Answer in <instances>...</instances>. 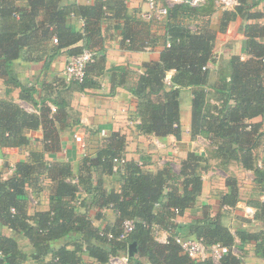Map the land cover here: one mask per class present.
<instances>
[{"label":"trees","instance_id":"trees-1","mask_svg":"<svg viewBox=\"0 0 264 264\" xmlns=\"http://www.w3.org/2000/svg\"><path fill=\"white\" fill-rule=\"evenodd\" d=\"M18 1L0 0V77L21 85L13 74L12 62L23 49L39 50L41 44L53 42L55 37L54 49L68 48L69 56L78 54L83 48L95 51L93 60L86 65L83 80L70 81V87L80 92L98 88L97 78L109 72L112 94L117 86H127L129 74L124 65L105 67L100 22L112 19L130 49L136 41L138 47L161 45L159 59L143 62L136 82L127 86L133 94L140 119L138 130L157 137L172 134L179 140V92L183 87H190L191 137L201 135L215 148L208 149L207 154L189 151L178 172L170 167L151 171L135 160L124 159L126 137L112 131L93 157L82 158L81 172L75 175L68 161L45 159V153L59 149L60 131L75 120L69 115L68 104L63 98L58 94L52 99L54 110L44 100L40 105L33 102L32 111L11 98L1 99L0 147H28V154L24 161L14 165L9 175L3 177L0 173V226L11 230L10 235L0 231V264L29 261L34 264H106L111 255L127 252L132 242L136 248L130 256L132 264H214L210 258L192 259L181 249L174 239L180 227L202 237L206 244L220 243L231 247L238 239L242 243H254L257 251L262 248L264 198L249 203L256 207V219L262 223L263 228L259 231L237 225L232 232L222 223V213L211 215V206L206 203L202 205L201 218L186 224L177 223L175 218L194 206L202 190V173L212 159L224 171L236 162L244 170L253 172L254 181L264 193V156L260 167L255 153L259 139L264 141V23L245 24L248 58L242 60L238 55L230 56L228 74L220 73L211 85L209 64L215 61L213 49L217 31L210 28L208 22L197 30L182 22L207 15L213 9V0H206L200 6L181 3L169 7L161 19L166 30L164 38L146 30L147 25L160 20H144L129 14L125 0H95L93 4L24 0L23 5ZM236 1L233 9L222 11L219 32H224L237 17L260 18L261 14L252 10L260 0ZM70 16L83 20L82 31L72 29L68 23ZM143 29L145 42L141 39ZM79 41L82 44L76 45ZM170 71L173 74L167 84L165 78ZM26 90L21 86V91ZM258 116L262 121H250ZM37 129L42 131L41 148L31 147L32 140L28 135L29 131ZM121 158L124 161L120 187L107 189L103 175L112 174L115 159ZM43 176L52 183L49 208L28 214L26 188L37 187ZM225 187L219 196V208L233 207L238 201L239 185L234 175L225 177ZM81 192L90 196L89 202L86 198L80 199ZM90 203L100 208H113L117 212L115 223L102 230L95 227L86 212ZM80 207H84L83 212ZM124 219L133 221V229L125 238L118 239ZM153 223L170 231L166 242L154 238ZM108 232L113 238L107 236ZM64 237L66 241L55 247V242ZM82 254L96 262H84ZM47 255L51 257L46 259ZM219 263L241 264V261L229 251Z\"/></svg>","mask_w":264,"mask_h":264},{"label":"crops","instance_id":"crops-1","mask_svg":"<svg viewBox=\"0 0 264 264\" xmlns=\"http://www.w3.org/2000/svg\"><path fill=\"white\" fill-rule=\"evenodd\" d=\"M65 1H76L79 4H93L95 0ZM18 3L23 5L24 0H20ZM213 3V9L207 15L192 17V19L188 20L184 19V22H182L183 24L187 22L188 26L194 30L199 29L203 23L208 22L209 27L217 31L213 49L215 61L209 64L211 68L209 77L211 85L217 80L220 73L224 75L228 74V60L230 56L238 55L242 60L248 58L245 51L246 37L243 31L245 24L264 23V0H260L252 9L261 14L260 18L245 19L237 17L228 24L224 32H219L222 11L225 9H233L237 3L231 8H223L215 0H213ZM125 4L127 12L135 16L141 17L142 12L146 10V5L143 0H125ZM68 23L73 30L82 31L83 29L84 23L79 17L70 16ZM156 23L158 24L154 25L150 23L147 25L146 30L150 31V34L164 38L166 31L164 22L160 20ZM114 24L116 22L112 19H102L100 22V41L102 43V51L105 54V67L109 69L117 65L126 66L129 70L127 86H131L136 82L137 74L142 71L141 65L143 62L159 59L161 45L155 47L150 45L138 47V42L136 41L132 45L134 48L130 49L123 42L120 30L115 28ZM143 33L144 29L141 30V39L145 42ZM145 38L148 40L149 37L145 36ZM81 44L82 41H79L76 45ZM53 46L54 43L49 41L41 44L39 50L37 48H33L32 50L23 49L20 52L19 57L12 62L11 68L21 85H16L0 77V100L3 98H11L29 110L33 107V102L40 105L43 100L50 107L51 105L55 106L51 101L59 94L68 104V112L73 111L76 115L71 125L64 127L60 131L59 138L61 143L59 149L52 153H45V159L47 161H68L71 164L73 174L78 175L81 172H79V168L82 158L84 156L93 157L102 144L103 139L112 131L120 132L126 137L124 159L135 160L151 171L170 167L174 172H178L181 161L186 158L189 151L207 154L206 148H215L214 145L210 144L208 139L201 135H197L194 138L191 137L192 91L190 87H183L179 92L181 126V138L179 140L172 134L157 137L154 134L141 133L137 127L140 119L135 110L134 97L127 86H117L111 94V84L108 78L109 72H105L97 78L100 84L98 88L86 89L82 92L71 88L69 81L61 78L62 71L69 57L68 48L57 50ZM172 74L173 71L168 72L167 77L170 79ZM21 86H25L27 90L25 92L21 91ZM7 89H10L8 93L6 92ZM250 121L260 122L262 121V117L258 116ZM102 130H104L105 135H102ZM74 133L78 135V139L74 138ZM28 135L32 140L31 147L41 148V129L31 130L28 132ZM27 148L0 147V172L3 177L13 171L14 165L17 162L26 159L28 154ZM216 163L214 159L209 161L208 169L202 173V190L200 195L196 198L193 207L187 208L182 214L176 216L175 221L177 223L186 224L194 219L201 218V208L205 203L210 205V210H212L214 204L217 202V210L219 209V196L226 190V187L225 178H222V182H218V176H210L211 173H214L215 167L218 170L221 169ZM121 164L122 162H115L112 174L103 175L107 189H119L123 172ZM231 165L232 163L229 167ZM236 167L241 171L244 170L239 164H236ZM10 169H12L11 172L9 171ZM221 170L224 171L223 169ZM224 172L225 177L230 174L229 170ZM40 182L37 187L30 186L26 188L29 197L27 199L28 214H33L35 211L48 210L49 208V194L52 183L49 178L45 177ZM80 195V199L86 198V201L89 202V195L84 192H81ZM245 195L246 193L242 195L239 188V197L236 205L220 208V212L222 213L221 221L229 228L230 226L227 224V220L230 218L235 221L236 217H232L234 209L238 207L240 202L247 203L242 200L245 199ZM86 210L93 225L99 230L112 226L117 218V212L111 207L100 208L90 203L86 207ZM80 211L83 212L84 207H80ZM211 215H213V212ZM234 226L236 227L237 225L235 224ZM0 231L6 235L11 234V230L5 226H0ZM231 231L234 232V230ZM169 235L170 233L168 231L161 230L158 240L164 243ZM179 235L188 237L193 234L189 233L186 227H180ZM65 241V237L61 238L55 242L54 246L57 247ZM235 246L245 251V255L242 256L234 253L239 257L241 264H264L263 255L256 253V247L252 242L242 243L236 239ZM81 256L84 262H96L87 254H82ZM50 257V255H47L46 259ZM25 264L34 263L29 261ZM214 264L220 263L214 262Z\"/></svg>","mask_w":264,"mask_h":264},{"label":"built area","instance_id":"built-area-1","mask_svg":"<svg viewBox=\"0 0 264 264\" xmlns=\"http://www.w3.org/2000/svg\"><path fill=\"white\" fill-rule=\"evenodd\" d=\"M206 0H143L146 5V10L142 12L141 17L144 20H161L168 12V8L174 4L185 3L190 6H200L205 3ZM223 8H231L236 4V0H215ZM54 43L57 39H52ZM95 51L83 48L78 54L70 55L64 66L62 74L64 80L81 82L85 77L86 65L93 60ZM165 81L170 83L169 78L166 76ZM51 109L54 110L55 106L51 105ZM102 135H105L104 130L101 131ZM74 138L78 139V135L74 133ZM124 159H115V162H123ZM10 172L12 169L9 170ZM9 172V173H10ZM5 177V176H4ZM241 203V204H240ZM239 205L243 211V216L252 222L256 219V208L245 203L240 202ZM238 205V206H239ZM152 235L159 241V234L161 230H164L159 224L153 223L151 226ZM133 229V221L131 219H124L120 225V230L117 238L123 239ZM168 231V230H165ZM170 233V231H168ZM109 238H113L111 232L107 233ZM170 236V235H169ZM175 242L179 244L181 249L188 254L189 257L195 260H204L210 258L213 262H219L220 258L227 252L234 253L235 245L228 247L220 243L206 244L202 237L197 236H182L175 235ZM167 241V240H166ZM165 241V242H166ZM160 242V241H159ZM107 264H132L130 256L127 252L111 255L107 261Z\"/></svg>","mask_w":264,"mask_h":264},{"label":"rangeland","instance_id":"rangeland-1","mask_svg":"<svg viewBox=\"0 0 264 264\" xmlns=\"http://www.w3.org/2000/svg\"><path fill=\"white\" fill-rule=\"evenodd\" d=\"M151 24L155 25V24H158V23H151ZM61 76H62L61 78L64 79L63 74ZM30 109L34 110V107H32ZM30 109H29V111H32ZM69 114H70V116L72 118H74L76 116L73 111H70ZM205 150H208V148H206ZM255 153H256V158H257V164L260 167H262L263 166L262 157L264 156V141L262 139H259V144H258V146L255 149ZM236 164H237L236 162H233L232 165L228 168V170L230 171V174L234 175L237 178L238 184L240 185L239 188H240V191H241L242 195L246 193V195L244 196L245 199H242V200L246 201L248 204L249 203L250 204H254V202L263 200L264 193L261 191V189L259 188L258 184L254 181V177L255 176H254L253 172L244 171V170L241 171V170H239L236 167ZM224 173H225L224 171H222L221 169L218 170V168L215 167L214 168V173H211L210 176H218L219 177L218 178V182H222V178H225V176H226ZM29 202H30V199H29ZM212 212H213V215H215L217 212H220V208L217 210V202L214 204L212 210H210V214ZM233 216L236 217L235 221H233L230 218L227 220V224L230 226L231 230H234V228H235L234 225L235 224L238 225V226H240V225L244 226L249 231H259V230H261L263 228L262 227V223L260 221L256 220L255 222H252L249 219L245 218L243 216V211H242L240 205L238 207H236V209H234V213H233L232 217ZM243 219H245V221ZM244 252H245L244 249L240 250V248L238 246L235 247V249H234V253H236L238 256L245 255ZM256 253L259 254V255H263V257H264V244H263V247L259 248Z\"/></svg>","mask_w":264,"mask_h":264},{"label":"water","instance_id":"water-1","mask_svg":"<svg viewBox=\"0 0 264 264\" xmlns=\"http://www.w3.org/2000/svg\"><path fill=\"white\" fill-rule=\"evenodd\" d=\"M135 250H136L135 243L134 242L130 243L128 246V250H127L128 255L133 256L135 253Z\"/></svg>","mask_w":264,"mask_h":264}]
</instances>
